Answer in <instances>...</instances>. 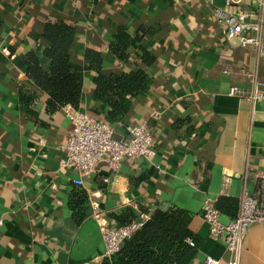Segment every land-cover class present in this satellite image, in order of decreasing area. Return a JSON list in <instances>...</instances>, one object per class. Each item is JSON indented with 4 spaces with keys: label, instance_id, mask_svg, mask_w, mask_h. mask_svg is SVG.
Here are the masks:
<instances>
[{
    "label": "crops",
    "instance_id": "crops-1",
    "mask_svg": "<svg viewBox=\"0 0 264 264\" xmlns=\"http://www.w3.org/2000/svg\"><path fill=\"white\" fill-rule=\"evenodd\" d=\"M236 7L255 19L253 0L232 6L224 0H0V264H105L93 206L119 224L117 216H137L140 209L182 208L193 215L190 227L199 239L190 264H205L208 256L228 264L231 254L210 237L202 209L223 195L241 200L245 191L254 193L256 174L264 172V99L229 93L234 85L252 90L242 70L263 78L264 59L228 39L214 15L216 8ZM62 17L78 28L74 53L85 94L79 109L113 124L118 138L145 120L157 148L150 160H127L118 170L100 163L83 185L74 182L77 171L61 166L69 105L49 109L48 94L24 63L34 50L43 58L42 23ZM120 27L133 37L151 31L142 43L157 61L147 69V92L112 123L108 106L93 96L96 71L85 68L84 55L89 47L103 52L106 73L134 69L135 44L127 61L109 51ZM78 195L85 197L80 222L72 205ZM241 264H264V222L245 237Z\"/></svg>",
    "mask_w": 264,
    "mask_h": 264
},
{
    "label": "trees",
    "instance_id": "trees-1",
    "mask_svg": "<svg viewBox=\"0 0 264 264\" xmlns=\"http://www.w3.org/2000/svg\"><path fill=\"white\" fill-rule=\"evenodd\" d=\"M77 33L73 20L49 18L42 23L39 34L38 48H42L43 58L35 50L24 57L27 76L48 94V108L51 110L67 105L78 109L85 98L83 69L77 64L74 53ZM151 33L142 29V34L133 37L126 27H120L110 41L109 51L122 61L129 59L133 44L137 46L138 63L129 72L106 73L103 70L106 63L103 52L90 47L85 52V68L96 71L93 96L108 106L106 115L112 123L125 119L130 111L126 104L147 92V69L155 65L157 54L147 49L142 41ZM24 100L31 102L33 97L28 95ZM84 200L83 195L72 200V205L79 209L76 213L79 222L84 218L81 210ZM215 206L222 214L236 218L240 199L223 195L216 200ZM135 218L130 213L123 218L116 217L121 224ZM192 218L191 213L176 206L152 210L145 225L124 242L112 262L106 260L105 264H190L198 253L199 241L190 227ZM189 238L194 239L196 246L190 245Z\"/></svg>",
    "mask_w": 264,
    "mask_h": 264
},
{
    "label": "built area",
    "instance_id": "built-area-1",
    "mask_svg": "<svg viewBox=\"0 0 264 264\" xmlns=\"http://www.w3.org/2000/svg\"><path fill=\"white\" fill-rule=\"evenodd\" d=\"M232 6L234 0H224ZM256 2L257 14L236 7L235 10L216 8L214 15L223 34L230 40H237L244 47L255 50L258 58L264 59V0ZM223 72H229L226 67ZM250 82L252 90L238 85L230 88L231 95L248 98L252 101L264 99V77L242 70ZM71 121V130L65 146L66 156L61 162L62 168L78 172L74 180L83 185L84 178L95 172L100 163L112 170H118L124 161L143 158L150 160L157 154L152 130L143 120L130 126L128 133L118 138L113 124L72 106L66 107ZM258 186L254 193L245 191L240 200V209L236 218L223 221L222 213L215 202L207 200L202 209V218L209 229L210 237L223 244L231 254L228 264H241L243 242L251 228L264 222V172L256 174ZM92 217L99 225L105 244L106 260L112 262L120 252L124 242L130 239L151 218L150 209H140L134 220L119 224L111 220L106 213L93 206ZM188 242L196 246L194 239ZM205 264H220L218 259L208 256Z\"/></svg>",
    "mask_w": 264,
    "mask_h": 264
}]
</instances>
